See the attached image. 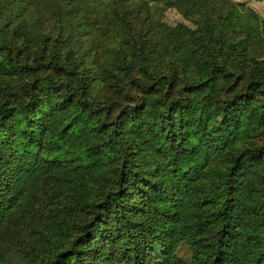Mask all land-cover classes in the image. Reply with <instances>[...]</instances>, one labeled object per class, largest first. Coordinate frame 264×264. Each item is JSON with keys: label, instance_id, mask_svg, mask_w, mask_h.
<instances>
[{"label": "trees", "instance_id": "16d2710c", "mask_svg": "<svg viewBox=\"0 0 264 264\" xmlns=\"http://www.w3.org/2000/svg\"><path fill=\"white\" fill-rule=\"evenodd\" d=\"M43 1L0 0V235L29 264H264V19L226 1L171 46L149 23L193 0H57L34 32Z\"/></svg>", "mask_w": 264, "mask_h": 264}, {"label": "rangeland", "instance_id": "374dc122", "mask_svg": "<svg viewBox=\"0 0 264 264\" xmlns=\"http://www.w3.org/2000/svg\"><path fill=\"white\" fill-rule=\"evenodd\" d=\"M57 0H44L41 3V15L36 12L32 6L27 7V22L32 26L33 31H37L38 22L41 24V30L45 32L50 27H53L57 21L56 15L50 11V8L55 6ZM136 1V0H135ZM139 1V0H137ZM195 3L194 15L193 17L184 16L183 13L175 8H167L163 12L161 18L156 19L149 23L150 32L149 36L158 40L164 44L171 46H180L187 38L188 29L193 28L196 25L202 23V18L209 13H212L217 8L224 6L226 1L244 3L247 7L252 8L261 18L264 19V0H193ZM65 15V13H64ZM58 31H53L52 38L56 35ZM59 35V34H58ZM66 33L63 34L64 37ZM111 33L110 32H100L92 31L88 32L85 36L80 38L85 45L91 42L93 39L100 41L101 44L106 47L109 44ZM105 47V49H106ZM249 56L255 60L264 59V40L257 39L249 47ZM179 62L185 64L189 60V53L185 50L178 52ZM28 231V230H27ZM29 232H27V257L25 256V242L24 236H21V232L14 233L11 230L6 231L2 236L0 235V251H8L7 256L11 260L29 264L31 262L29 250ZM21 245V246H20ZM158 251V248H156ZM178 255L184 259L189 260L191 251L189 246L184 243L178 249Z\"/></svg>", "mask_w": 264, "mask_h": 264}]
</instances>
